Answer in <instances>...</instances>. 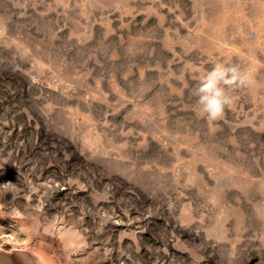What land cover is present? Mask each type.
Returning a JSON list of instances; mask_svg holds the SVG:
<instances>
[{
    "label": "rangeland",
    "instance_id": "1",
    "mask_svg": "<svg viewBox=\"0 0 264 264\" xmlns=\"http://www.w3.org/2000/svg\"><path fill=\"white\" fill-rule=\"evenodd\" d=\"M216 62L251 84L212 121ZM0 248L264 264V0H0Z\"/></svg>",
    "mask_w": 264,
    "mask_h": 264
},
{
    "label": "clouds",
    "instance_id": "2",
    "mask_svg": "<svg viewBox=\"0 0 264 264\" xmlns=\"http://www.w3.org/2000/svg\"><path fill=\"white\" fill-rule=\"evenodd\" d=\"M249 76L230 63L216 62L197 81L191 90L199 106L200 114L215 121L223 117L232 98L228 90L250 86Z\"/></svg>",
    "mask_w": 264,
    "mask_h": 264
},
{
    "label": "water",
    "instance_id": "3",
    "mask_svg": "<svg viewBox=\"0 0 264 264\" xmlns=\"http://www.w3.org/2000/svg\"><path fill=\"white\" fill-rule=\"evenodd\" d=\"M0 264H54L43 252L34 248H0Z\"/></svg>",
    "mask_w": 264,
    "mask_h": 264
}]
</instances>
